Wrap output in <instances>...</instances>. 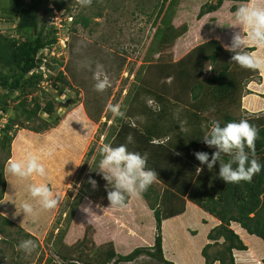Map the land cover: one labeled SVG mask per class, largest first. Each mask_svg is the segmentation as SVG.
<instances>
[{"label":"rangeland","instance_id":"obj_1","mask_svg":"<svg viewBox=\"0 0 264 264\" xmlns=\"http://www.w3.org/2000/svg\"><path fill=\"white\" fill-rule=\"evenodd\" d=\"M171 1H174L172 14L166 19H170L171 24L176 27L188 25V32L175 44L164 49L158 47L155 39L157 28L163 27L162 17L165 14L158 18V13L164 0H92L88 6H82L80 0H73L70 12L73 17L68 18H65L63 13H55L56 10L48 11L41 7V23L44 24L46 20L49 29H56L58 42L42 50L43 58L51 66L41 65L43 73L41 86L32 88L31 91L32 96H37L43 105L53 100L54 112L50 115L45 110L41 111L39 118L34 122H27L21 118L17 122L18 126H21L18 128L15 126L17 133L11 146L0 149V194L4 192L0 199V264H88L87 260L94 261V257L97 258L102 251L108 249L109 242L114 243L120 254H129L137 246L154 245L156 221L153 212L140 195L129 196L130 200L123 208L110 207L107 195L103 194L99 186V180L103 179L98 171V164L102 158L101 148L104 144L115 147L138 143L136 147H139L147 138V126L143 125L150 117L147 112L140 111L139 105L145 103L149 108L156 109L163 107L161 101L150 91L151 89L161 91L160 89L173 85L171 78L166 79L160 74L162 66L160 63L170 61L169 69L166 68L164 72L167 73L168 70L171 72L174 68L172 63L190 54L197 45L216 39L227 50L225 45H230L235 32H250L247 27H242L235 13L231 12L233 5L239 8L246 4L226 2L218 12L200 19L198 14L201 6L206 2L215 3V0H168L165 2V10H169ZM52 6L51 3L47 4L49 9H54ZM18 13L19 9L9 0H0V36H17ZM81 14L90 17L91 23L88 28L73 24L74 18ZM73 28L76 31H73ZM249 45L251 44L247 45V51ZM197 59L198 56L195 55L192 61L195 62ZM98 65L110 80V86L103 92L96 91L94 87L96 81L93 79V72ZM212 69L209 61L203 62L202 79L213 77L215 74ZM59 71L64 74V82L57 80ZM148 81L151 82L149 86L142 84ZM255 84L260 86L261 91L263 85L260 79L250 82L247 89L250 90L249 87L252 88ZM248 90L242 98V107L234 113L258 129L260 126L258 118H254L257 115L264 116V93L259 94L253 90L249 93ZM176 92L172 90L168 94L173 96ZM248 94L256 95L253 100L257 106H253L252 111L247 109V103H250L249 98L246 100ZM186 97L183 98L185 101L178 105L171 98L166 99L162 95V98L167 100L165 105L167 113L161 118L152 117L158 121L162 130L168 132L153 137L146 144L147 150L144 155L149 160L148 168H155L152 165L158 164V169L166 171L161 174L165 173L168 179L164 176L163 179L157 177L155 185L174 191L186 202L187 214L190 217L185 220L183 218L182 221L193 225L191 221L201 216V213L197 212L199 210L197 206H192L191 202L194 201H191L190 195L201 199L212 191L217 181H222L218 176L219 163H226L225 157L230 159L231 157L225 154L210 170L206 165H200L197 159L193 161L189 152L204 151L211 154L215 151L204 144L201 137L197 150L194 145H190L189 152L177 151L185 158L183 163L192 165L189 169L187 166V170L179 168L178 171L174 163H169L168 159L154 158L160 151V153L168 151L169 148L165 149V146L169 145L170 139L173 141L177 138L175 135L177 128L182 132V136L194 134L198 140L200 138L197 135L198 126L204 134L209 130L211 120L203 116L198 124L190 115L191 107L186 104L188 103ZM17 103L16 101L15 104ZM109 104L121 105L125 116L121 119L115 117L107 109ZM13 115L14 111H11L9 116ZM6 121L7 118H4L2 123ZM44 121L48 123L46 126ZM37 128L39 130H35ZM184 142L190 144L186 136ZM161 146L164 148H157ZM90 150L94 151L93 155H88ZM128 150L132 151L129 148ZM29 153L40 158V162L45 166L46 176L33 174L31 177L20 178L9 173V163L22 160ZM2 166L5 172L1 170ZM197 167H202L203 170L198 173ZM179 174L185 178L182 184L175 178ZM198 175L201 176V180H198L200 179L197 178ZM3 179L7 181L5 186ZM90 179L96 181L95 188L89 183ZM31 184H47L53 195L59 197L58 206L44 210L39 199L31 197L28 191ZM24 202L33 205L35 215L27 216L21 211V204ZM203 217L204 220L201 221L212 223L208 214ZM4 218L12 221V224H6ZM165 221L163 246L167 251L165 258L169 260L173 253L169 244L170 239L173 241L174 251L185 252L192 248V244L186 242L181 234L176 236L179 229L176 228V223L179 224L178 219ZM232 228L245 234L246 241L251 242L248 244L243 240L248 248L254 244L253 242H257L262 247L255 244L256 249H264L263 239L247 234L240 226L232 225ZM28 239L37 245L30 254L18 248L22 241ZM207 242L212 243L209 239ZM69 247H76V251L70 254ZM222 247L214 246L209 253L215 255ZM63 255H71L69 260L73 261L64 259ZM243 255H245L243 252L234 253L236 262L252 264ZM194 256L196 252L192 250L183 257ZM262 256L264 257V254ZM200 257L204 258L202 251ZM113 263L114 261L111 264ZM126 264L162 263L143 254Z\"/></svg>","mask_w":264,"mask_h":264},{"label":"trees","instance_id":"obj_2","mask_svg":"<svg viewBox=\"0 0 264 264\" xmlns=\"http://www.w3.org/2000/svg\"><path fill=\"white\" fill-rule=\"evenodd\" d=\"M10 3L19 9L18 20L16 22L17 36H0V149H6L11 146L12 140L15 138L17 123L21 118L24 121L34 122L39 117L41 111L53 114L54 106L53 100L47 101L43 105L37 96H32V88L39 86L43 80V73L41 71V65H51L43 58L42 50L46 47H52L58 42L56 29H49L45 23H41V7L46 8L48 11H58L63 13L65 18L73 17L71 12V2L73 0H9ZM161 5L158 18L162 15L163 27H158L155 34L156 42L160 49L167 48L175 44V42L184 36L188 32V25L184 24L180 27H176L171 24L170 19H166L172 14V6L174 1H171L169 12L165 10V2ZM215 3H205L201 6L198 18H202L205 15L216 13L226 2L253 4L256 6L264 7V0H215ZM51 3L54 9H49L47 4ZM237 7L233 5L231 12L236 13ZM168 12V13H167ZM90 17L84 15H78L74 18L73 24H80L84 28L90 26ZM242 27H244L242 25ZM73 31H76L73 28ZM249 32V31H245ZM248 52L254 53L255 56L264 58V46L257 45L251 40L248 41ZM247 44V45H248ZM194 51L187 54L180 60L172 63L173 71L168 70L165 73V69L170 67L169 62H165L160 67V71L164 78H171L173 85L171 87H164L163 89L155 90L151 89V93L159 99L163 107L149 108L147 104H143L140 107V111L147 112L150 117L148 122L143 125L147 126L146 132H148L147 138L139 145L127 144L128 148L132 151H139L144 155L146 144L155 136H162L166 134L167 130H162L158 121L163 114L167 113V100L162 98V95L166 99L171 98L175 101V104H180L185 101L186 97L188 105L191 107L190 115L199 124L202 121L201 117L206 116L211 120H219L222 124L229 121H238L241 116L234 112L242 107V98L247 86L250 82L260 79L263 82V74L261 69H247L240 67L234 61H232L233 53L225 50L221 43L212 39L203 42L195 47ZM258 50V51H257ZM256 52V53H255ZM197 55L198 59L192 61V58ZM43 60V61H42ZM209 61L212 65L213 77L202 79L203 76V62ZM43 62V63H42ZM52 68V67H51ZM184 77L186 78L184 80ZM64 74L59 71L57 80L64 82ZM145 82V81H144ZM149 86L151 82L142 83ZM41 86V85H40ZM177 91L173 96L169 93L172 90ZM251 93L250 90H248ZM17 92L19 95H16ZM161 94V95H160ZM184 96V97H183ZM16 101L18 102L17 104ZM176 106V105H175ZM187 109V108H182ZM139 110V109H138ZM159 110V111H155ZM14 111L13 116H9V113ZM169 112V111H168ZM156 114V115H155ZM262 115V114H261ZM8 116V117H7ZM156 116L154 120L153 117ZM7 118L6 123H2V120ZM121 119V117H118ZM258 118L260 126H258V137L255 140L254 154L252 159H256L261 164H264V116L257 115L254 119ZM262 118V119H261ZM252 119V118H251ZM44 126L48 123L44 121ZM150 124V127H148ZM17 126V128L15 127ZM209 127V126H208ZM39 130V128L35 129ZM177 133L173 141L170 139L169 145L165 146L169 148L164 153H158L154 158L168 159L169 163L175 165L178 171L179 168L187 170L190 166L183 163V158L178 150L189 152L190 145H194L197 150V146L200 143L201 137L203 138L200 126L197 129V135L200 137L196 139L194 134L182 136V132L177 128ZM127 133V132H126ZM114 132L112 133L113 136ZM129 134V133H128ZM186 134V133H185ZM190 141V144L184 142V138ZM183 139V140H182ZM180 140V141H178ZM127 141V140H126ZM174 141H178L175 142ZM145 144V145H144ZM16 145V144H15ZM133 146V147H132ZM143 146V149L141 147ZM145 147V148H144ZM158 149L164 148V146L157 147ZM143 151V152H142ZM247 151V149H246ZM94 151L90 150L88 155H93ZM173 154V155H172ZM175 154V155H174ZM193 161H196L192 152H189ZM181 156V157H179ZM153 158V159H154ZM226 162L230 160L229 157H225ZM149 161V160H147ZM153 162V161H152ZM151 162V164H152ZM198 162V161H197ZM191 163V162H190ZM151 167L157 173V177L163 179V176L167 178L164 169H158V164ZM4 171V166L1 167ZM160 170V171H159ZM5 172V171H4ZM2 176L3 173L1 172ZM162 175V177L159 176ZM178 181L182 184L185 180L184 176L180 174L176 176ZM181 178V179H180ZM201 180V176H197ZM168 179V178H167ZM165 180V179H164ZM4 186L6 180L3 179ZM216 182V181H215ZM106 181L104 179L99 180V186L103 190V194L107 195ZM178 187V186H177ZM4 196L2 191L0 199ZM144 203L147 204L150 211L153 212L157 226V233L153 246H137L129 254H120L116 249L113 242L108 243V249L102 251L97 258L94 257V261H86L88 264H126L137 259L139 256L146 254L149 257L157 260L162 264H175L165 258L164 252V235H163V222L172 218H176L183 214H186V218L190 216L186 211V202L174 191L168 189H162L157 187L155 182L140 195ZM191 201L199 205L208 214L216 217L220 223L211 228L207 233L208 239L211 242L207 243L202 249V255L205 258L206 264H215L219 261L220 264H238L234 257L236 251H247L248 246L244 243L242 237L235 229L232 228V224H236L241 229H244L249 235H255L264 240V169L259 173L253 175L251 181H240L238 183H225L223 180L217 181L214 189L209 193H206L201 199L195 198L190 195ZM130 197L127 198L126 204L129 202ZM40 215V214H39ZM193 221V220H192ZM191 223L193 224V222ZM6 224H12V221L4 218ZM194 232V231H193ZM197 231H195V234ZM220 239H223L221 242ZM214 246H223L220 251L215 255H211L209 250ZM261 246V245H259ZM262 247V246H261ZM76 247H69L70 254L75 252ZM261 254H264V249H258ZM71 256V255H70ZM70 256H64L63 258L69 260ZM262 256V255H260ZM264 264V257L260 258ZM70 262L73 260H69ZM67 261V262H69ZM69 264V263H67Z\"/></svg>","mask_w":264,"mask_h":264},{"label":"clouds","instance_id":"obj_3","mask_svg":"<svg viewBox=\"0 0 264 264\" xmlns=\"http://www.w3.org/2000/svg\"><path fill=\"white\" fill-rule=\"evenodd\" d=\"M82 6H88L92 0H80ZM236 19L241 25L250 29V32L237 31L233 34L230 45L226 49L233 53L232 61L240 67L259 70L264 68V58L254 56L247 51L248 41L251 40L257 45L264 46V7L253 4H246L237 8ZM91 67L90 65H85ZM93 79L96 81L94 87L98 92H103L110 86L108 75L98 65L93 72ZM107 109L115 117H124L121 105L109 104ZM258 137V129L245 119L229 121L222 124L219 120L211 122L209 130L204 134L202 141L210 148H214L211 154L204 151L193 153L200 165H206L210 170L216 163L222 160L225 154L231 159L226 163H219L218 176L227 183H238L240 181H251L254 174L264 169L254 154L255 140ZM247 149V151H246ZM101 159L98 164V171L107 182V199L110 207L126 206L129 196H139L145 192L157 179V173L147 167V156L139 152L129 151L126 144L112 146L104 144L101 148ZM202 167H197L200 173ZM10 174L27 178L33 174L46 176V169L40 158L32 153L19 161H11L8 165ZM89 183L95 188L96 181L90 179ZM28 191L32 198H38L44 210H51L60 203L59 197L54 196L47 184H31ZM21 211L27 215H35L33 205L29 202L21 204ZM36 243L31 240H24L18 248L30 254L36 248Z\"/></svg>","mask_w":264,"mask_h":264},{"label":"crops","instance_id":"obj_4","mask_svg":"<svg viewBox=\"0 0 264 264\" xmlns=\"http://www.w3.org/2000/svg\"><path fill=\"white\" fill-rule=\"evenodd\" d=\"M254 56H255V54H254ZM261 74H263V70L262 69H261ZM262 85L263 86L261 87V91H259V87L260 86L257 85V84L252 85L253 87L252 88L249 87V88H250V90H253V91H255V92L259 93V94H263L264 93V91H263L264 90V79H263ZM255 97H256V95H254V94H248V97H246V100H247V98H249L250 100L248 99V101L252 104L251 105L250 103H247V109L248 110L252 111L253 108H254L253 106H257L256 101L253 100V98H255ZM191 204H193L192 206H195V207L197 206V208L199 209V210L196 209L197 212L201 213V216H199L196 219H193V221H192L193 225H188V224L183 223L182 219L183 218H184V220L186 219V216H185L186 214H183V215L178 216L176 218H172V219H169V220L165 221V222H167V221H170V220L178 219L179 220V224L176 223V226H177L176 228H179V229L177 231L176 236H180V234H181V237L183 236L182 238H184L186 242H190L192 244V248L189 249V250H185V252L174 251L173 250V248H174L173 245L174 244H172L173 241H171V239H170L169 244H170V246H172V252L173 253L171 255L172 258H170L169 260H173L175 264H179V263L180 264H205V260H204V258L200 257V254H201V251H202L203 247L205 246V244L208 243L207 242V240H208L207 233L212 228V226H215V225L219 224V221L216 220L217 219L216 217L208 214V212L204 211L202 208H199V206L197 204H195L194 202H191ZM186 211H187V209H186ZM206 214H208L211 217L212 223H206V221L205 222L201 221V219L204 220L203 216H206ZM232 225L236 226L235 224H232ZM189 226H192V227L190 228ZM163 229H165V226L163 227ZM235 230H236L237 233L240 234V236L242 237V239L246 243H248V244L251 243L249 241H246V236H245V234L242 231H239L236 228H235ZM195 231H197L196 234H195ZM172 240H174V238H172ZM221 240H223V239H221ZM253 243H252L253 245H249V248H248L247 251H242L243 253H245V255H243V256L248 258L247 260H249L250 263H252V264H262L261 260H260V255H262V254L255 247V244H256V246L257 245L259 246L260 244L257 243V242H253ZM192 250H194L196 252V256H194V257H183V256H185V253L190 254ZM164 252L165 253L167 252L166 249H164ZM181 253H182V255H181ZM234 253L236 254V253H241V252L240 251H236ZM215 264H220V263L218 261Z\"/></svg>","mask_w":264,"mask_h":264},{"label":"built area","instance_id":"obj_5","mask_svg":"<svg viewBox=\"0 0 264 264\" xmlns=\"http://www.w3.org/2000/svg\"><path fill=\"white\" fill-rule=\"evenodd\" d=\"M55 13H58V11H55Z\"/></svg>","mask_w":264,"mask_h":264}]
</instances>
